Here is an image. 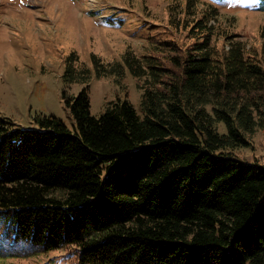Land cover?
<instances>
[{"label":"trees","instance_id":"16d2710c","mask_svg":"<svg viewBox=\"0 0 264 264\" xmlns=\"http://www.w3.org/2000/svg\"><path fill=\"white\" fill-rule=\"evenodd\" d=\"M183 3L124 54L142 113L118 98L93 115L73 53L74 128L0 117V260L73 247L75 264H264V164L236 153L264 130V27L252 49L219 0ZM92 58L96 74H123Z\"/></svg>","mask_w":264,"mask_h":264},{"label":"rangeland","instance_id":"374dc122","mask_svg":"<svg viewBox=\"0 0 264 264\" xmlns=\"http://www.w3.org/2000/svg\"><path fill=\"white\" fill-rule=\"evenodd\" d=\"M172 2L182 8L185 0H0V117L33 127L34 116L51 114L74 128L76 119L63 98V90L75 96L83 87L74 83L67 88L64 82L73 53L92 72L88 86L93 115L118 98H127L142 113V89L126 66L124 54L146 50L149 36L168 23ZM219 2L221 18L235 16L233 30L248 47H258L264 27V9L259 3ZM93 55L107 70L120 63L123 74H96V67L102 65L94 62ZM249 141L236 153L264 164V130L257 128ZM76 256L73 247H66L7 257L0 264H75Z\"/></svg>","mask_w":264,"mask_h":264}]
</instances>
